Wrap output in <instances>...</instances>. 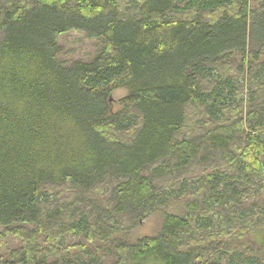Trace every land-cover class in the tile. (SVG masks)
Returning <instances> with one entry per match:
<instances>
[{"label": "trees", "instance_id": "obj_1", "mask_svg": "<svg viewBox=\"0 0 264 264\" xmlns=\"http://www.w3.org/2000/svg\"><path fill=\"white\" fill-rule=\"evenodd\" d=\"M70 32L90 61H58ZM0 33V226L22 244L2 264H264V195L242 205L264 186V0H0Z\"/></svg>", "mask_w": 264, "mask_h": 264}, {"label": "rangeland", "instance_id": "obj_2", "mask_svg": "<svg viewBox=\"0 0 264 264\" xmlns=\"http://www.w3.org/2000/svg\"><path fill=\"white\" fill-rule=\"evenodd\" d=\"M2 35L0 33V39ZM57 44L59 46V53L57 55L58 61L63 65H70L75 61H83L88 62L90 61L95 54L101 48V43L98 40H90L86 39L83 34L77 32H70L68 34L59 36L57 39ZM237 60V59H236ZM264 61V54L260 57L259 62L257 64L261 65V62ZM232 67L235 66L234 64H230ZM259 82H253L254 85H258L259 83H264V68L261 74H259ZM128 94L127 88H119L115 89L110 94V111L113 114L120 112L123 110L120 102L125 98ZM264 138V134H263ZM259 180L254 179L253 184L249 188V191L244 194L242 199V205L246 208L253 204L256 201H262L264 195V186L260 187ZM64 190V189H62ZM60 197L64 198L65 200H71V196L69 192L61 191ZM257 208H254L255 211ZM260 209H258L259 211ZM223 215H214L212 218L214 229H207V230H198L197 232H186L184 237L186 238H199L208 231L209 233H213L215 231L221 230L219 229V223L222 219ZM163 222V216L161 211H157L151 214L149 217L135 225L132 229L127 232L126 240L128 242H135L136 240L143 239L145 237H150L156 235L161 227ZM245 227H249V224H246ZM28 228H32L29 226ZM221 228V227H220ZM241 229H235L234 232L240 231ZM251 233V232H250ZM208 234H204L203 237L207 236ZM185 238V239H186ZM229 240V238H226ZM254 240L252 234L245 236L241 239V241H245L244 244H247L248 241ZM64 246H73V245H85L84 241L81 237H67L64 240ZM22 247L21 241L18 237H15L11 234H4V228L0 226V264L4 261H7L10 257L12 251L19 250ZM87 253L77 252L78 248H74L71 253L72 256L77 257L82 260H89L91 258L99 259V261H105L109 257H113L112 242H109L105 245H93V244H86ZM51 260V259H50ZM227 258L223 260L221 263H226Z\"/></svg>", "mask_w": 264, "mask_h": 264}]
</instances>
